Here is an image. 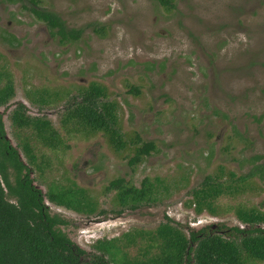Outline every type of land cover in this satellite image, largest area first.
<instances>
[{
    "label": "rangeland",
    "instance_id": "rangeland-1",
    "mask_svg": "<svg viewBox=\"0 0 264 264\" xmlns=\"http://www.w3.org/2000/svg\"><path fill=\"white\" fill-rule=\"evenodd\" d=\"M31 5L0 0V88L11 82L14 92L0 113L34 185L45 195L51 185L82 188L96 203L88 215L46 197L51 211L72 223L63 229L76 243L97 251L98 240L134 229L155 231L167 217L187 235L189 227L215 223L245 227L239 209L264 211L259 177L220 196L218 215L197 214L187 205L207 175L226 180L234 172L237 179L250 172L249 158L264 154V0H177L173 9L156 0H41L68 28H85L81 39L66 44ZM90 23L105 26L104 35ZM93 82L118 104L123 150L112 148L103 132L63 124L68 106ZM18 102L29 116L48 120L60 144L47 145L32 128L14 125ZM147 141L157 149L131 165L135 147ZM146 177L158 185L157 200L119 213L117 190L106 187L117 178L139 187ZM139 245L125 248L129 258L145 261L160 252L156 244L145 256ZM247 264L264 262L250 258Z\"/></svg>",
    "mask_w": 264,
    "mask_h": 264
},
{
    "label": "trees",
    "instance_id": "trees-1",
    "mask_svg": "<svg viewBox=\"0 0 264 264\" xmlns=\"http://www.w3.org/2000/svg\"><path fill=\"white\" fill-rule=\"evenodd\" d=\"M156 1L166 9H173L177 0ZM30 2V11L46 23L61 44L81 39L85 28H68L57 13L40 6L41 0ZM87 27L104 35L103 25L90 23ZM13 39L11 44L15 43ZM131 90L136 94L140 91L136 86ZM13 94L11 82L0 88V105L8 104ZM107 97L105 86L91 83L81 99L68 106L63 124L73 125V128L77 125L92 133L103 132L108 144L120 151L126 148L127 141L118 126V104ZM26 112V104L18 102L12 113V123L32 128L47 145L55 147L60 144L58 131L48 120L31 117ZM5 135L0 114V264H247L250 258L264 262V211L256 208L237 211V217L245 227L215 223L200 229L189 227L187 235L180 227L172 225L167 217V222L161 223L155 231L134 229L124 233L123 237L98 240L94 245L97 251H87L63 229L72 223L61 214L53 213L46 197L55 204L88 215L96 212V203L87 197L84 189L72 186L51 185L45 195L29 179L31 168ZM136 140L140 141V137ZM25 149L30 161L35 162L36 155L31 152L29 144L25 145ZM156 149L154 141L140 142L129 163L136 165L142 162ZM249 162L253 164L250 172L237 179L234 172L226 180L221 175H207L201 185L191 191L193 201L187 205L193 204L197 214L206 211L218 215L215 201L220 196L246 188V182L253 177H259L264 182V154L253 155ZM159 180L157 178L156 181ZM157 187L156 182L148 177L139 187L124 178H117L110 182L106 191L117 190L116 201L122 207L118 210L120 213L157 200ZM144 239L148 244L139 245V240ZM135 244L143 248L145 256L156 244L160 252L145 261L134 260L129 258L125 248Z\"/></svg>",
    "mask_w": 264,
    "mask_h": 264
},
{
    "label": "flooded vegetation",
    "instance_id": "flooded-vegetation-1",
    "mask_svg": "<svg viewBox=\"0 0 264 264\" xmlns=\"http://www.w3.org/2000/svg\"><path fill=\"white\" fill-rule=\"evenodd\" d=\"M13 36H14V35H13ZM89 86H90V85H89ZM89 86H88V87H89ZM0 114H1V113H0ZM5 137L9 139L7 133H6ZM9 140H10V139H9ZM31 173H32V171H31ZM31 173H30L29 179L32 180V183L34 184V179H33V177L31 176Z\"/></svg>",
    "mask_w": 264,
    "mask_h": 264
},
{
    "label": "built area",
    "instance_id": "built-area-1",
    "mask_svg": "<svg viewBox=\"0 0 264 264\" xmlns=\"http://www.w3.org/2000/svg\"><path fill=\"white\" fill-rule=\"evenodd\" d=\"M201 216H202V217L200 218V220H198V221H199V224H200L202 221H204V220H203V218H204L203 215H201ZM210 219H211V217H209L208 220H210ZM200 221H201V222H200ZM203 224H204V222H203Z\"/></svg>",
    "mask_w": 264,
    "mask_h": 264
},
{
    "label": "water",
    "instance_id": "water-1",
    "mask_svg": "<svg viewBox=\"0 0 264 264\" xmlns=\"http://www.w3.org/2000/svg\"><path fill=\"white\" fill-rule=\"evenodd\" d=\"M36 187H38V186H36ZM39 188V187H38ZM41 189V188H40ZM42 190V189H41Z\"/></svg>",
    "mask_w": 264,
    "mask_h": 264
}]
</instances>
